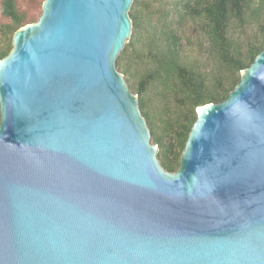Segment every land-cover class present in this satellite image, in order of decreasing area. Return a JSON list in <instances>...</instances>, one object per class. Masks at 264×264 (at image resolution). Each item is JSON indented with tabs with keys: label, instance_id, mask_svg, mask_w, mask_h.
I'll list each match as a JSON object with an SVG mask.
<instances>
[{
	"label": "water",
	"instance_id": "95a60500",
	"mask_svg": "<svg viewBox=\"0 0 264 264\" xmlns=\"http://www.w3.org/2000/svg\"><path fill=\"white\" fill-rule=\"evenodd\" d=\"M134 0H45L0 58V264H264V48L180 166L116 60Z\"/></svg>",
	"mask_w": 264,
	"mask_h": 264
},
{
	"label": "trees",
	"instance_id": "16d2710c",
	"mask_svg": "<svg viewBox=\"0 0 264 264\" xmlns=\"http://www.w3.org/2000/svg\"><path fill=\"white\" fill-rule=\"evenodd\" d=\"M40 2L0 0V58L38 20ZM129 13L132 34L116 64L139 96L161 164L176 171L198 107L226 99L263 50L264 0H134ZM189 24L197 54L184 43Z\"/></svg>",
	"mask_w": 264,
	"mask_h": 264
},
{
	"label": "rangeland",
	"instance_id": "374dc122",
	"mask_svg": "<svg viewBox=\"0 0 264 264\" xmlns=\"http://www.w3.org/2000/svg\"><path fill=\"white\" fill-rule=\"evenodd\" d=\"M20 3L22 4L23 8L28 6L30 3H31V0H19ZM45 0H41L40 2V8L37 9L36 11V15L39 19L41 13H42V9H43V3H44ZM0 19H1V8H0ZM185 32H186V37H187V40H185V45L188 46L189 50L191 52H193V54H197V51L198 50H202L200 49V45H199V37L198 35H196V32L194 30V27L192 25H188L185 29ZM120 70V69H119Z\"/></svg>",
	"mask_w": 264,
	"mask_h": 264
}]
</instances>
